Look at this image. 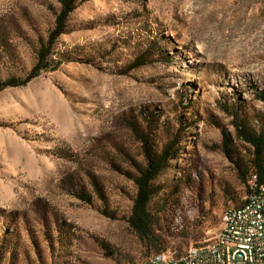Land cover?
<instances>
[{"label": "rangeland", "instance_id": "374dc122", "mask_svg": "<svg viewBox=\"0 0 264 264\" xmlns=\"http://www.w3.org/2000/svg\"><path fill=\"white\" fill-rule=\"evenodd\" d=\"M70 1L49 47L59 0H0V264H141L210 241L249 195L244 136L264 133V0ZM163 150L157 250L128 218Z\"/></svg>", "mask_w": 264, "mask_h": 264}, {"label": "built area", "instance_id": "2783aa9c", "mask_svg": "<svg viewBox=\"0 0 264 264\" xmlns=\"http://www.w3.org/2000/svg\"><path fill=\"white\" fill-rule=\"evenodd\" d=\"M261 183L248 184L250 202L243 212H232L221 245L181 254L174 247L152 254L141 264H264V195Z\"/></svg>", "mask_w": 264, "mask_h": 264}, {"label": "trees", "instance_id": "16d2710c", "mask_svg": "<svg viewBox=\"0 0 264 264\" xmlns=\"http://www.w3.org/2000/svg\"><path fill=\"white\" fill-rule=\"evenodd\" d=\"M59 2L61 3L62 7L56 20L55 31L51 34L49 39V47L62 34L67 16L72 11V4L70 0H59ZM48 56L49 51L46 48L37 52V66L33 69L31 78L38 76L40 70H43V64L47 60ZM29 80L31 79H28V81ZM18 85L19 84L16 83H8L5 85V87H14ZM262 134L263 135L257 136L251 133L250 135L245 134L244 136L245 141L253 147V172H251L248 176L247 189L249 181L253 176H256V182L264 184V133ZM166 155L170 156L166 150H163L161 154H158V159H156L155 163L154 160L153 162H150L149 160L147 166L142 171H140L139 176L135 179L136 193L128 218V224L138 239L157 250H159V247H161L160 239L154 232V225L151 215L148 211V206L153 196L152 182L155 180L158 172L161 170L162 164L167 160L168 157H166ZM242 180H244V178Z\"/></svg>", "mask_w": 264, "mask_h": 264}, {"label": "bare ground", "instance_id": "6f19581e", "mask_svg": "<svg viewBox=\"0 0 264 264\" xmlns=\"http://www.w3.org/2000/svg\"><path fill=\"white\" fill-rule=\"evenodd\" d=\"M256 180H257L256 176H253L249 181V184L257 183ZM261 193L264 195V184H262L261 186ZM245 200L246 201L244 202L243 205L239 207H231L224 211L222 217V225L219 232L210 241H207L206 243L200 246L194 247L195 252L204 253L205 249L216 248V246L221 245V239L224 238L225 228L229 227V222L231 221L232 212H243V207L247 206V204L250 202V194Z\"/></svg>", "mask_w": 264, "mask_h": 264}]
</instances>
